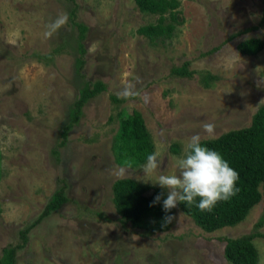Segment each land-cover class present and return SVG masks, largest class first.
Instances as JSON below:
<instances>
[{
  "label": "rangeland",
  "instance_id": "1",
  "mask_svg": "<svg viewBox=\"0 0 264 264\" xmlns=\"http://www.w3.org/2000/svg\"><path fill=\"white\" fill-rule=\"evenodd\" d=\"M180 2L174 36L153 42L138 29L157 15L135 0H0V257L22 242L20 231L66 181L68 201L31 228L17 264H230L225 239L248 233L257 234L264 264V199L236 226L212 232L178 205L168 229L138 228L122 220L113 201L117 179L159 186V175L179 174L176 161L192 135L204 140L246 127L264 103V49L248 55L237 47L264 41L263 0ZM76 7L88 27L82 54L71 20ZM60 14L68 23L46 38V25ZM187 61L191 75L173 73ZM98 80L106 90L86 103L62 145L80 88ZM128 85L138 95L120 98ZM121 109L144 116L161 162L151 175L145 164L116 163ZM206 122L214 135L204 132ZM120 168L125 174L115 175Z\"/></svg>",
  "mask_w": 264,
  "mask_h": 264
},
{
  "label": "trees",
  "instance_id": "2",
  "mask_svg": "<svg viewBox=\"0 0 264 264\" xmlns=\"http://www.w3.org/2000/svg\"><path fill=\"white\" fill-rule=\"evenodd\" d=\"M142 12L157 15L154 22L142 25L138 31L150 41L166 40L174 36L176 23L179 22L178 8L180 0H135ZM264 3V0H263ZM76 10L71 12L72 23L79 30V52L85 53V40L88 27L76 19ZM243 54L257 55L264 49V41L259 38H249L238 44ZM85 61L82 56L77 58V74L83 78L82 68ZM189 62L173 68L178 75H191ZM206 84H210L209 77H205ZM103 81H85L80 88L79 95L74 102L69 120L64 124L61 135L65 144L69 132L79 123L86 103L105 91ZM117 100L116 96H112ZM118 130L113 141V151L116 163L122 166H141L146 164L147 156L155 153L152 135L147 127L143 114L138 110L117 112ZM203 146L219 152L239 173L237 187L240 191L228 201L218 202L211 212L200 211L196 207L199 202L188 205L180 202L178 207L190 216L202 229L212 232L226 226H236L242 222L251 209L264 199V103L253 115L250 125L229 130L218 137L201 140ZM177 146V144L175 145ZM67 182L56 189L44 210L34 222L20 231L22 242L9 244L3 248L0 264H17L18 250L28 241L31 228L59 210L67 201ZM163 193L159 203H153L155 197ZM166 192L159 186L145 184L134 178L117 179L113 184V201L118 214L125 222L138 228L147 227L151 231L166 230L171 223L165 221L166 216H174L176 208L165 212L163 199ZM260 222L259 224H261ZM256 233H248L238 237L226 238L224 255L230 264H259L260 253L254 242Z\"/></svg>",
  "mask_w": 264,
  "mask_h": 264
},
{
  "label": "clouds",
  "instance_id": "3",
  "mask_svg": "<svg viewBox=\"0 0 264 264\" xmlns=\"http://www.w3.org/2000/svg\"><path fill=\"white\" fill-rule=\"evenodd\" d=\"M68 23L67 14H60L46 25L44 33L46 38H51L61 27ZM138 95L134 91V85H128L118 94L120 98L127 99ZM148 102V97H143ZM203 130L208 136L215 133V125L204 123ZM184 156L177 159L176 165L179 174L159 175L156 179L161 188L167 189V197L163 199V209L169 212L176 208L178 203L188 205L199 202L196 207L200 211L211 212L220 201H228L237 195L240 189L237 187L239 173L230 166L222 155L216 150L203 146L199 134L192 135L184 145ZM161 166L159 153H152L147 156L146 164L143 167L145 175H151ZM125 169L120 168L115 172L117 176H123ZM163 193L157 195L153 203H159ZM173 216H166L165 221L171 223Z\"/></svg>",
  "mask_w": 264,
  "mask_h": 264
}]
</instances>
